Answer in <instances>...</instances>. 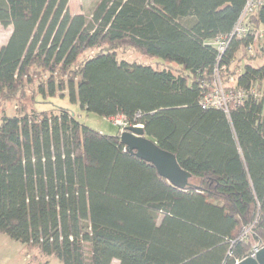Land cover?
Segmentation results:
<instances>
[{"label":"trees","instance_id":"obj_1","mask_svg":"<svg viewBox=\"0 0 264 264\" xmlns=\"http://www.w3.org/2000/svg\"><path fill=\"white\" fill-rule=\"evenodd\" d=\"M69 2L0 0V26H12L0 100L20 103L0 119V232L64 264H237L263 246L264 62L252 61L264 40L254 55L250 35L221 56L213 43L246 0H100L91 20ZM251 21L264 28V6ZM123 45L163 62L119 59ZM32 87L36 98L68 92L87 112L142 124L191 186L128 152L111 120L116 135L68 108L27 106ZM221 87L245 91L244 102L203 108L202 94Z\"/></svg>","mask_w":264,"mask_h":264},{"label":"rangeland","instance_id":"obj_2","mask_svg":"<svg viewBox=\"0 0 264 264\" xmlns=\"http://www.w3.org/2000/svg\"><path fill=\"white\" fill-rule=\"evenodd\" d=\"M100 0H70L69 9L72 13H81L85 14L88 17V20L92 19V14L99 3ZM12 32V26H0V45L7 43ZM1 48V46H0ZM244 51H240L236 59H239ZM117 55L119 59H125L129 62H141V63H162L163 60L156 58L151 59L145 56L140 51L123 45L117 49ZM252 64L259 65L264 62V58H253ZM160 61V62H159ZM251 61V60H250ZM176 67V66H174ZM36 83V82H35ZM39 91V90H38ZM37 90L35 87L32 89L28 88L25 90L26 97L25 104L30 106V104L35 102L37 95ZM63 94L68 92H62L57 90V96H48L44 98L43 95H39L36 98L34 108L43 111L54 109L56 107H64L70 109L77 120L89 126L93 131H100L105 133V135H116L118 133V127L115 126L109 119L99 116L95 113L87 112V110L81 108L79 104H73L70 101L68 95L62 97ZM61 96V97H60ZM34 100V101H33ZM16 100L11 102L3 103L0 100V119L4 115L13 116L18 113V110L15 109V106L18 105ZM120 135V134H118ZM91 140H100V137L97 133L89 137ZM259 246L254 245V248ZM90 245H85V253L89 255ZM0 264H64L60 259L51 254H45L39 251L37 247H30L24 244H21L19 241H16L9 237L6 233L0 232ZM111 264H119L117 259H114Z\"/></svg>","mask_w":264,"mask_h":264},{"label":"water","instance_id":"obj_3","mask_svg":"<svg viewBox=\"0 0 264 264\" xmlns=\"http://www.w3.org/2000/svg\"><path fill=\"white\" fill-rule=\"evenodd\" d=\"M126 150L153 164L158 173L180 188L191 186L192 175L178 162L175 154L161 148L156 141L146 136L143 126L128 125L119 135ZM237 264H264V245L256 246L254 252Z\"/></svg>","mask_w":264,"mask_h":264},{"label":"built area","instance_id":"obj_4","mask_svg":"<svg viewBox=\"0 0 264 264\" xmlns=\"http://www.w3.org/2000/svg\"><path fill=\"white\" fill-rule=\"evenodd\" d=\"M263 6L264 0H246L242 13L232 32L226 36H221L213 40V43L218 48L220 56L228 48L233 37H243L247 35L252 37V41L247 46V51L253 55L257 53L259 42L264 40V28H256L254 23L251 21V17L259 8ZM245 97L246 93L241 89L226 91L223 87H221L220 90L203 93L200 103L203 108H221L225 112L229 113L232 107L242 104ZM110 120L115 125L119 126L120 133L123 132L125 127L129 125L126 121V117L122 114L114 115L110 117ZM136 125L143 126L142 124Z\"/></svg>","mask_w":264,"mask_h":264},{"label":"crops","instance_id":"obj_5","mask_svg":"<svg viewBox=\"0 0 264 264\" xmlns=\"http://www.w3.org/2000/svg\"><path fill=\"white\" fill-rule=\"evenodd\" d=\"M5 45V44H4ZM1 47L3 46V45H0Z\"/></svg>","mask_w":264,"mask_h":264}]
</instances>
